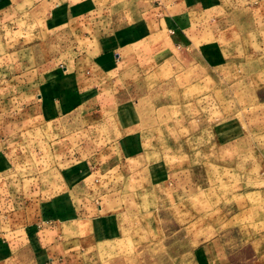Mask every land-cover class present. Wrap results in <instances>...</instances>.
<instances>
[{
	"label": "rangeland",
	"instance_id": "1",
	"mask_svg": "<svg viewBox=\"0 0 264 264\" xmlns=\"http://www.w3.org/2000/svg\"><path fill=\"white\" fill-rule=\"evenodd\" d=\"M207 2L210 32L194 37V19L182 47L142 49L136 73L63 93L15 131L0 158V231L59 218L67 200H116L117 234L78 260L264 264V0ZM40 18L38 31L26 16L0 30V78L31 65L34 46L41 65L64 52L68 35Z\"/></svg>",
	"mask_w": 264,
	"mask_h": 264
},
{
	"label": "crops",
	"instance_id": "2",
	"mask_svg": "<svg viewBox=\"0 0 264 264\" xmlns=\"http://www.w3.org/2000/svg\"><path fill=\"white\" fill-rule=\"evenodd\" d=\"M210 5L207 0H0V30L16 31L17 21L26 16L38 31L42 16L45 29L62 30L69 37L61 54L49 56L41 65L34 46L31 65L0 78V158L2 148L16 139L15 131L24 122L42 119L45 105L59 95L76 93L80 98L98 92L104 88L102 77L109 74L128 78L140 70L136 64L142 49L150 55L152 44L161 46L159 42L166 49L161 53L182 47L198 17L194 37L210 32L209 23H203ZM163 31L173 36L163 38ZM24 53L25 49L22 63ZM9 116L13 120L7 121ZM69 171L65 173L72 175ZM82 173L80 168L76 175ZM68 201L67 214L59 218L53 214L37 219L38 213L25 228L0 231V264H86L78 255L117 234L106 226L114 216L107 212L116 200L104 205Z\"/></svg>",
	"mask_w": 264,
	"mask_h": 264
}]
</instances>
